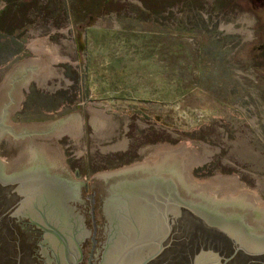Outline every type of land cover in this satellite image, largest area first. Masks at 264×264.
Instances as JSON below:
<instances>
[{
    "label": "rangeland",
    "instance_id": "obj_1",
    "mask_svg": "<svg viewBox=\"0 0 264 264\" xmlns=\"http://www.w3.org/2000/svg\"><path fill=\"white\" fill-rule=\"evenodd\" d=\"M27 61L8 122L79 115L43 140L72 175L178 149L264 202V0H0V92Z\"/></svg>",
    "mask_w": 264,
    "mask_h": 264
},
{
    "label": "flooded vegetation",
    "instance_id": "obj_2",
    "mask_svg": "<svg viewBox=\"0 0 264 264\" xmlns=\"http://www.w3.org/2000/svg\"><path fill=\"white\" fill-rule=\"evenodd\" d=\"M45 137L0 138V264H264V251L239 246L263 238L264 225L209 212L206 221L169 175L151 180L147 164L81 179L50 162ZM227 221L237 235L221 225Z\"/></svg>",
    "mask_w": 264,
    "mask_h": 264
},
{
    "label": "water",
    "instance_id": "obj_3",
    "mask_svg": "<svg viewBox=\"0 0 264 264\" xmlns=\"http://www.w3.org/2000/svg\"><path fill=\"white\" fill-rule=\"evenodd\" d=\"M35 69L36 64L33 61L23 62L16 66L6 79L0 92V138L6 132L11 134L16 139L19 136L21 137L24 136V134L29 133H42L45 136L53 135L80 120L79 115H70L58 121L37 126H14L9 124L8 116L17 93L21 85ZM12 82L15 83L13 88H11ZM23 140L26 142V139ZM26 146L27 144H25V148ZM51 150L52 153L49 155L50 162L54 163L53 161H55L58 162L60 166H64L57 153L52 148ZM145 164H147V172L150 173L149 178L151 180L154 178H163L166 177L165 175H169L176 184L177 192L182 195L183 198L188 199V206H193V203H198L200 207L204 208L200 209L201 211L198 212L204 214V219L206 221H212L206 214L209 212L221 217L223 215L230 216L226 220H230L232 218L235 220H242V216L244 215L246 216L244 219L250 223L264 225L263 201L233 187L210 180L192 177L186 164L177 153L135 164L132 165V167L134 169H139L137 167H140L141 169L142 166H145ZM132 167L125 168L122 171H130L132 170ZM98 175L100 177V174H96L92 178L94 179ZM173 189L174 185L172 184V194ZM199 199L202 201H198ZM174 210L175 209L172 205L171 211ZM221 225L224 226L228 232L232 231L235 235H237V233L234 232L236 229L232 222H221ZM122 231L124 232L125 237H131V228L128 225H123ZM241 241L242 242L239 243V246H241L247 253L254 254L264 251V236L263 238L257 239L254 235H252V237H246V239L243 238Z\"/></svg>",
    "mask_w": 264,
    "mask_h": 264
},
{
    "label": "bare ground",
    "instance_id": "obj_4",
    "mask_svg": "<svg viewBox=\"0 0 264 264\" xmlns=\"http://www.w3.org/2000/svg\"><path fill=\"white\" fill-rule=\"evenodd\" d=\"M81 121V120H80ZM70 128V127H69ZM71 131H73V130H71ZM72 133V132H71ZM56 134H58V133H56ZM181 146V145H180ZM183 146V145H182ZM183 149V148H182ZM185 149V148H184ZM171 150V149H170ZM178 150V149H177ZM177 150H171V152H169V149H168V153L167 154H165L164 156H167V155H171V154H174V153H178L177 152ZM167 151H165V153H166ZM180 153V152H179ZM178 153V154H179ZM162 154V153H161ZM180 155H181V153H180ZM163 155L161 156V157H164ZM151 160V159H150ZM189 165V164H188ZM188 169L190 170V168L188 167ZM240 191H243V192H245V193H247V194H250V195H252V196H254V197H257L256 195H255V193L254 192H251V191H247V190H240Z\"/></svg>",
    "mask_w": 264,
    "mask_h": 264
}]
</instances>
